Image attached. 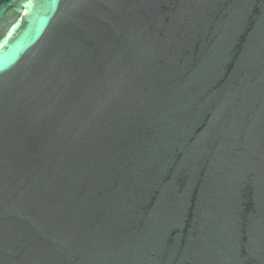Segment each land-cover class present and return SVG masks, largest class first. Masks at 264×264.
<instances>
[{"label":"water","instance_id":"1","mask_svg":"<svg viewBox=\"0 0 264 264\" xmlns=\"http://www.w3.org/2000/svg\"><path fill=\"white\" fill-rule=\"evenodd\" d=\"M0 264H264V0H0Z\"/></svg>","mask_w":264,"mask_h":264}]
</instances>
